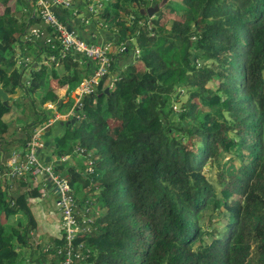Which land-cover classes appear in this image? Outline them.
I'll return each instance as SVG.
<instances>
[{
  "label": "trees",
  "instance_id": "trees-1",
  "mask_svg": "<svg viewBox=\"0 0 264 264\" xmlns=\"http://www.w3.org/2000/svg\"><path fill=\"white\" fill-rule=\"evenodd\" d=\"M107 1L95 23L121 50L83 99L79 118L56 121L65 131L49 127L42 136L49 145L40 149L41 155L52 146L56 160L68 157L53 171L68 181L79 210L89 209L81 264H264V0H169L152 18L140 9L161 0ZM2 2L0 88L28 102L0 100V264L31 263L34 254L33 263L61 264L62 238L32 251L31 201L40 199L41 186L3 172L11 153L24 151L52 119L44 104L58 114L72 108L82 71L70 57L60 63L62 76L55 63H41L39 55L57 54V42L14 39L15 16L22 15ZM34 7L28 25L41 22ZM17 44L38 51L22 70ZM39 87L37 108L30 95Z\"/></svg>",
  "mask_w": 264,
  "mask_h": 264
},
{
  "label": "built area",
  "instance_id": "built-area-1",
  "mask_svg": "<svg viewBox=\"0 0 264 264\" xmlns=\"http://www.w3.org/2000/svg\"><path fill=\"white\" fill-rule=\"evenodd\" d=\"M71 1L34 0L43 27L49 28L55 38H52L43 29L32 28L28 36H26V40H31V37H34V39H39L51 46L56 41L58 44L57 54L49 55L47 58L49 62H53L56 65L70 57L73 61L84 60L94 66L89 75L83 77L73 91V106L69 110V114L65 116L66 118H79L78 111L82 108L83 99L89 95H93L99 81L104 76L110 74L112 45L111 43H88L57 18L52 11V7L60 6L68 8ZM93 2L94 0H89L87 4V13L89 15L97 13V8L102 7V4L97 6L96 3L98 1H96L95 5ZM55 117L54 121L60 118L58 116ZM51 124L52 122H48L46 125L38 127L34 131L32 138L26 143L24 151L14 150L11 153L3 173L10 181L21 179L40 185V198H45L48 193L53 194L55 208L61 215L63 228V234L61 235L63 246L57 249L56 255L61 257V264H81L88 257V251L84 248V244L79 238L91 233L93 221L86 215L88 209L85 212L79 210L68 181L60 178L53 171L54 164L66 163L68 157L63 156L55 161H47L41 158L39 151L43 145L41 138L48 129L46 126H50ZM81 152L79 153L84 154V150ZM86 166L88 173L92 174L94 172L93 162L88 161Z\"/></svg>",
  "mask_w": 264,
  "mask_h": 264
},
{
  "label": "crops",
  "instance_id": "crops-1",
  "mask_svg": "<svg viewBox=\"0 0 264 264\" xmlns=\"http://www.w3.org/2000/svg\"><path fill=\"white\" fill-rule=\"evenodd\" d=\"M18 1H20L22 4L21 9L18 11V12H21L20 14L22 16L20 17V16L16 15L15 18H16V20L20 19V21L23 22L22 26L24 27V29L27 30L30 26H32L31 29L32 28H40V29L44 28L43 24L41 22L33 24V25H28L26 15L28 13H31L33 16H35V13H36L35 7H34L36 3L34 2V0H18ZM46 1H50V0H46ZM87 1H89V0H72L70 6L68 8L60 7V6H53L52 11L57 16V18L59 20H61L62 22H64L66 24V26L71 31L75 32L81 39L85 40L86 42L93 43V44L111 43L112 40L114 41V39H112L111 33L108 32L107 30L103 29V27H101V25L99 23H95V21H96L95 17H90V15L88 13H86L85 11L83 12V15H82L81 6L82 5H84V7H85V5L87 6V4H86V3H88ZM6 3L8 5V0H6ZM29 7H31V9H29ZM32 9H33V11H32ZM18 12H17V14H18ZM18 29H19V27H18ZM12 33H14V32L12 31ZM20 36L23 37L24 41H27L26 36H28V34L26 33V31H24L23 34L21 33ZM113 43H111L112 46L114 45ZM32 47H34V46H32ZM32 47L29 48V47H27V45L26 46H23V45L19 46L18 44L15 46V49L17 48L15 51L20 52L21 55L23 56V59L21 58V60H23V63L27 59L30 60V62H31L35 59L34 56H38V51L35 49V47H34L35 50L33 51V49H31ZM39 57L45 58V55L44 56L39 55L37 58H39ZM78 64H79L78 68H80V70L84 69V76H88L90 71L94 67L92 64H90L89 62H86L84 60L78 61ZM36 66L37 65H35V67ZM27 67H28V65H27ZM23 74H25V73H23ZM63 93H65L64 89L59 91L58 96H61ZM72 94H73V91L70 94L71 97H73ZM54 113L56 114V115L55 114L53 115L54 118H56L55 116H58V115L60 117L61 116L65 117L69 114V113H64L62 115L58 114L56 107L54 108ZM41 158L46 159L47 161H50V160L55 161L56 160V158L53 156V154L48 150L41 154ZM76 160L77 159L72 160V164H73V166L75 164H77L74 167L78 169L79 168V162ZM42 201H43V199H42ZM32 210H33V208H32ZM34 210L37 211V207H34ZM34 210H33V212H34ZM42 212H43L42 221H43L44 226L42 229V233L39 235L40 238L36 237V231L37 230L33 233V236L31 237L32 238V240H31L32 251L34 250L33 244L36 245V244H39L43 241V245H44L45 240H46V243L53 244L54 241L61 238V234L55 235L54 231H53V223H54L55 218L51 217V221L46 222L47 220L44 219V217L47 214V210H45L43 208ZM48 215H50V213H48ZM37 228H38V226H37ZM37 257H38V255L34 254L33 257H31L32 258L31 263L27 262V264H37V263H33V260Z\"/></svg>",
  "mask_w": 264,
  "mask_h": 264
},
{
  "label": "rangeland",
  "instance_id": "rangeland-1",
  "mask_svg": "<svg viewBox=\"0 0 264 264\" xmlns=\"http://www.w3.org/2000/svg\"><path fill=\"white\" fill-rule=\"evenodd\" d=\"M97 1H99V2H97L96 3V1H94L93 2V4L95 5V3L97 4V6L99 5V4H102V7H100V8H97V13H94V14H90V17H95V18H98L99 16H100V12L105 8V6H106V4L108 3V1L106 2V0H97ZM3 2H6V0H3ZM2 2V3H3ZM8 7H10L13 11H15V12H18L20 9H21V7H22V4H21V2L20 1H18V0H8ZM153 6V5H152ZM4 7H2V8H0V10H2ZM86 12L87 13V6L85 5V7H84V5H82L81 6V13H82V15H83V12ZM21 12H18V14H20ZM27 17V16H26ZM167 18H168V16L167 17H164L163 18V20L161 21V23H164L166 20H167ZM127 21V24H131L132 23V19H131V17H128L127 19H126ZM23 25V22H21L20 21V19H18V20H16V24L14 25V28L16 29V32L17 33H15L14 35H13V38L14 39H19V36H20V34L22 33L23 34V32L24 31H26V33L27 34H29V31H30V29H31V27L32 26H30L27 30H25L24 29V27L22 26ZM101 25V24H100ZM18 27H19V29H18ZM20 30V31H19ZM32 38V42H37V41H40L39 39H34V37H31ZM14 49V51L17 49H15V47L13 48ZM31 49H33V51L35 50L34 49V47H32ZM120 49H121V45H113L112 46V51H111V56H113V55H117V53L120 51ZM15 53H16V60H17V66L22 70V68H25V65H26V63H28V62H30V60H26L24 63H23V60H21V58L23 59V56L21 55V53L20 52H17V51H15ZM33 55V54H32ZM34 56V55H33ZM48 56L49 55H45V58H41V57H39L38 58V60L41 62V63H43V64H45V65H47L48 67H52L53 66V62H49L48 60H47V58H48ZM35 57V56H34ZM55 71L60 75V76H62V75H64L65 73H67V71L65 72V70H64V68H63V66H62V64H60V63H58L57 65L55 64ZM29 70H30V67L26 70V69H24V78H26V79H28L27 78V75L29 74ZM81 71H82V74H81V76H80V78L82 79L83 78V76H84V69H81ZM68 73H69V71H68ZM85 77V76H84ZM25 80V79H24ZM54 84V83H53ZM77 87V85L76 86H73V89H72V91H74L75 90V88ZM42 89L43 88H41V87H39V90H36V92H34V93H32L30 96H31V98L32 99H37V101L35 100V103H34V106L35 107H37V108H39L40 106H39V102H38V97L42 94V93H40L41 91H42ZM57 94H58V92H57ZM64 94V93H63ZM62 94V95H63ZM19 97H22L23 98V101H21V103H23V104H26V102H28V99H25V94H21V96H20V94H19V96L17 97V98H15V99H18ZM185 96H181L180 97V100H185ZM72 100H73V98H72ZM73 102H74V100H73ZM43 110H46L47 112H50V118H52V119H50L48 122H52V124L50 125V126H46L47 128H49V127H51L53 130V132L54 131H56V132H64L65 130H64V128H62V127H57L56 125H54V123L56 122V121H66V120H68V119H70V118H65V117H60L59 115H58V117H60V118H58V120H56V121H54L55 120V118L53 117V115L55 114L54 113V108H55V105L54 104H51V103H46V104H44L43 105ZM20 110H21V107L19 108ZM69 110H70V107L69 106H67V105H65V106H63L62 108H61V110L59 111V114L60 115H62V114H64V113H68L69 112ZM179 110V104H176L175 105V112L176 111H178ZM29 111V109H28V104L26 105V108H25V112H28ZM56 115V114H55ZM54 121V122H53ZM15 127H16V122H12L11 123V125H10V129H9V131H12V130H14L15 129ZM14 140H16L15 138H13ZM41 141H42V138H41ZM45 142H47L46 140H44V143ZM49 151L52 153L53 152V149H52V146L50 147V149H49ZM76 151L77 152H80V153H82L81 151L82 150H80V149H76ZM46 154V153H45ZM82 155V154H81ZM1 156V155H0ZM73 165V164H72ZM75 165H77V164H75ZM74 165V166H75ZM206 174L208 175L207 177H210V178H214V173H213V171L211 170V169H206ZM11 183H14V182H11ZM42 199H43V201H42ZM34 207H37V211H35L34 210ZM46 207V208H45ZM31 208H33V210H34V212H33V215H34V217H35V219H36V221H37V226H38V228H37V231H36V237H39L40 238V234L42 233V229H43V226H44V224H43V221H42V219H43V208L45 209V210H47V214H46V216L44 217V219H46L47 221L46 222H50L51 221V217H53V218H55V220H54V223H53V231H54V234L55 235H58V234H63V228H62V224H61V215H60V213L57 211V209L55 208V200H54V196H53V194L52 193H48L47 194V196L45 197V198H40V199H37V200H32L31 201ZM89 210V209H88ZM48 213H50V215H48ZM34 233V232H33ZM33 236V234L31 235V237ZM61 238H62V236H61ZM47 245H49L48 247L50 248H52L53 247V245L52 244H48V243H46V240H45V244L43 245V241L41 242V244H39V246H41V250H42V252H43V250H45V249H43V246H46V248H47ZM34 247H36V245L34 244ZM40 254V253H39ZM21 255L24 257V258H29L28 257V255H29V251H27V249H24V250H22V253H21ZM38 255V254H37ZM39 256V255H38ZM49 259H52L51 258V256H49L48 257ZM25 260V259H24ZM56 264V263H55Z\"/></svg>",
  "mask_w": 264,
  "mask_h": 264
},
{
  "label": "water",
  "instance_id": "water-1",
  "mask_svg": "<svg viewBox=\"0 0 264 264\" xmlns=\"http://www.w3.org/2000/svg\"><path fill=\"white\" fill-rule=\"evenodd\" d=\"M169 0H161L158 4H155V5H153V6H150L149 8H147V9H140V14L142 15V16H144V17H148V18H152L153 16H155L158 12H159V10L160 9H162L165 5H166V3L168 2ZM34 67H35V65H34ZM108 92V89H105V93H107ZM19 96V92L17 91L16 92V94H14V95H8V94H6L1 88H0V100H1V102L3 103V104H6V101L8 100V98H13V99H15V98H17ZM70 123H74V119L73 118H71V120H70ZM65 124H67V123H64L63 121H61L60 122V125L62 126V125H65ZM49 135V133L47 132V133H45V137H47ZM58 141V138L57 137H55L54 138V143H56ZM48 145H49V143L48 142H45L44 143V145H42V147H48ZM40 151V150H39Z\"/></svg>",
  "mask_w": 264,
  "mask_h": 264
}]
</instances>
